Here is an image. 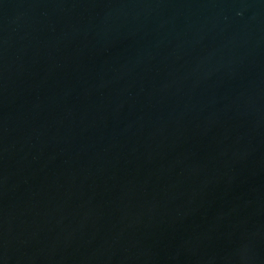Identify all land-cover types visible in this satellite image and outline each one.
Segmentation results:
<instances>
[{
    "label": "water",
    "instance_id": "water-1",
    "mask_svg": "<svg viewBox=\"0 0 264 264\" xmlns=\"http://www.w3.org/2000/svg\"><path fill=\"white\" fill-rule=\"evenodd\" d=\"M0 264H264V0H0Z\"/></svg>",
    "mask_w": 264,
    "mask_h": 264
}]
</instances>
